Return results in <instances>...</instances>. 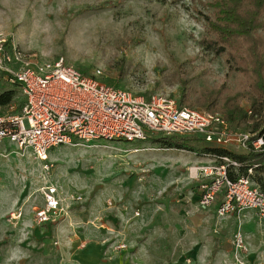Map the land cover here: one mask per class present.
Instances as JSON below:
<instances>
[{
  "label": "rangeland",
  "instance_id": "rangeland-1",
  "mask_svg": "<svg viewBox=\"0 0 264 264\" xmlns=\"http://www.w3.org/2000/svg\"><path fill=\"white\" fill-rule=\"evenodd\" d=\"M208 2L0 0V44L34 60L62 58L86 75L99 70L106 84L178 103L182 82L194 97L223 80L238 84L226 57L201 44L210 37L202 15L212 14ZM227 126L232 135L243 132ZM176 136L193 150L100 140L51 149L49 170L0 141V264H264V224L218 219V199L199 209L202 180L188 169L213 158L198 153L201 137ZM222 147L243 151L235 141ZM47 185L57 188L63 210L36 224ZM237 231L244 248L234 242Z\"/></svg>",
  "mask_w": 264,
  "mask_h": 264
},
{
  "label": "built area",
  "instance_id": "built-area-1",
  "mask_svg": "<svg viewBox=\"0 0 264 264\" xmlns=\"http://www.w3.org/2000/svg\"><path fill=\"white\" fill-rule=\"evenodd\" d=\"M0 70L20 88L24 104L19 114L0 117V141L14 151L31 154L49 170V152L57 146H89L95 141L146 142L150 134L194 135L205 143L225 146L235 141L241 150L264 147L262 136L249 132L230 134L227 122L217 112L185 106L168 95L143 96L100 81L67 64L62 58L34 60L22 56L15 46L0 44ZM220 162L191 166V179L199 183L198 207L208 209L217 199L216 217L254 212L264 224V190L247 176L232 179L228 170L238 165L227 157ZM44 206L35 210L36 224L50 223L62 213L57 188L45 186ZM234 242L244 248L243 235Z\"/></svg>",
  "mask_w": 264,
  "mask_h": 264
},
{
  "label": "trees",
  "instance_id": "trees-1",
  "mask_svg": "<svg viewBox=\"0 0 264 264\" xmlns=\"http://www.w3.org/2000/svg\"><path fill=\"white\" fill-rule=\"evenodd\" d=\"M207 1L212 14L202 15L210 37L201 40V44L216 57H226L227 74L234 73L238 84L229 88L227 81L223 80L203 95L194 97L182 82L178 105L209 112L220 110L229 124L249 132L253 138H264V0ZM19 92V86L10 83L7 72L0 70V110L19 114L24 104V98H18ZM242 101L247 102V111ZM186 139L155 133L150 134L146 141L160 148L193 150L186 145ZM198 153L216 162H220L221 157L235 161L238 166L228 170L232 179L247 176L251 169V180L264 190V147L255 150L249 145L244 151L233 152L206 143L198 148Z\"/></svg>",
  "mask_w": 264,
  "mask_h": 264
},
{
  "label": "crops",
  "instance_id": "crops-1",
  "mask_svg": "<svg viewBox=\"0 0 264 264\" xmlns=\"http://www.w3.org/2000/svg\"><path fill=\"white\" fill-rule=\"evenodd\" d=\"M216 215V214H215ZM229 216H231V215H229ZM229 216H227V217H229ZM233 216H235L236 218H240L239 220L242 222V225H249L250 223H252V220L255 218L256 219V221L258 222V220H257V218H256V216H255V214H254V212H252V211H246V212H243L242 214H241V216L239 217H237L236 215H233ZM226 217V218H227ZM225 218V219H226Z\"/></svg>",
  "mask_w": 264,
  "mask_h": 264
}]
</instances>
